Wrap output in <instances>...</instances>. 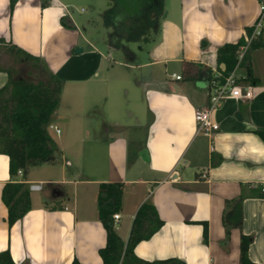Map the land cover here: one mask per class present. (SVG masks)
I'll return each mask as SVG.
<instances>
[{"label": "crops", "instance_id": "1", "mask_svg": "<svg viewBox=\"0 0 264 264\" xmlns=\"http://www.w3.org/2000/svg\"><path fill=\"white\" fill-rule=\"evenodd\" d=\"M48 1L43 9L41 0H19L11 13L10 0H0V41L40 58L63 81L59 108L69 85L83 87L75 115L68 118L83 119L88 110L81 103L90 96L96 121L91 127L74 123L70 130L64 122V130L56 111L49 132L61 152L62 174L42 179L30 177L28 171L18 174L28 189L30 183L45 185L41 191L29 190L31 211L11 228L2 201L10 162L0 154V252L9 249L17 264H71L75 259L80 264H103L99 251L106 246L107 232L99 219L98 195L101 184L121 183L123 207L115 231L124 243L145 202L154 204L164 222L155 235L137 245L138 257L239 264L241 236L246 235L252 238L250 259L264 264V141L257 133L264 130V32L255 39L258 47L249 48L236 69L241 85L252 87L253 99L223 101L212 113L219 130L210 135L199 132L195 119L196 111L210 105V73L226 70L217 62L218 49L246 41L247 29L259 18L260 0H178L172 18L166 12L161 21L157 38L161 44L151 52L154 58L140 62L128 48L123 51L130 58L111 68L81 33L68 5ZM185 62L211 72L188 79ZM170 63L179 64L171 74ZM158 65L166 66L163 76L148 72ZM0 66L6 68L2 58ZM248 69L257 81L246 80ZM7 81L8 75L0 72V89ZM57 140H98L104 164L93 165V175L81 177L74 161L78 158L66 157V147ZM92 151L94 157L98 150ZM66 168L78 172L69 177ZM35 193L40 194L37 199ZM238 199L241 228L233 226V206L226 204ZM225 215L231 225L229 239Z\"/></svg>", "mask_w": 264, "mask_h": 264}, {"label": "trees", "instance_id": "2", "mask_svg": "<svg viewBox=\"0 0 264 264\" xmlns=\"http://www.w3.org/2000/svg\"><path fill=\"white\" fill-rule=\"evenodd\" d=\"M42 8L49 6L48 0H41ZM109 7L104 14L106 27L112 30L110 46L114 49L128 51V44L155 42L161 34V21L165 16L164 0H107ZM264 0H260L263 2ZM19 0H10V11L13 13ZM63 26H67L63 22ZM253 28L247 29V35L252 34ZM246 44L241 39L236 44H226L218 49L217 62L225 64L223 76L229 75L238 64L239 51ZM258 47L254 40L252 49ZM13 59L16 66L3 68L0 72L8 75L7 83L0 89V154L9 158L10 181L2 190V201L8 208V225L11 228L31 211V194L28 186L18 180L20 171L27 172L31 167L46 163H55V154L60 155L56 141L52 138L49 127L59 108L63 81L53 74L43 64L40 58L33 56L15 45H5L0 41L1 51ZM245 58V57H244ZM246 59V58H245ZM244 60V59H243ZM242 61L240 64H242ZM31 67L29 77L22 75L20 67ZM186 78L194 79L204 71L205 67L183 63ZM195 69L196 73H192ZM205 69V70H204ZM246 80H256L251 69H248ZM211 86L217 80L209 76ZM257 81V80H256ZM264 141V130L257 132ZM125 185L121 183L101 184L98 195V214L107 232L106 246L99 253L103 264H185L171 258L166 260L148 261L138 257L135 249L139 243L149 240L164 225L154 204L145 202L138 210L133 221L130 236L124 243L115 231L113 216L123 207ZM227 207L232 204L233 226L242 225V199L227 201ZM227 239L230 237L231 225L226 222ZM204 237L208 238V226L204 225ZM252 243L250 236L242 235L240 242V263L256 264L249 257ZM0 264H17L10 250L0 252ZM71 264H80L75 259Z\"/></svg>", "mask_w": 264, "mask_h": 264}, {"label": "rangeland", "instance_id": "3", "mask_svg": "<svg viewBox=\"0 0 264 264\" xmlns=\"http://www.w3.org/2000/svg\"><path fill=\"white\" fill-rule=\"evenodd\" d=\"M66 5H68L70 13L77 23L79 30L84 35V37L94 45L97 51H99L105 58H107L105 64L109 68H111L115 63L127 61L130 57L127 56L123 50L121 49H114L110 46L111 40V33L112 30L106 27L104 23V14L109 7V2L107 0H62ZM164 8L165 14L166 12H170L171 15L169 19L172 18V11L179 9V1L178 0H164ZM84 44V43H83ZM161 44V39H157L155 42H143V43H130L128 44V48L138 57V61L144 62L149 61L152 57L154 58L155 54H152L155 51V47ZM152 52V53H151ZM2 58V66L8 68L12 66H16L13 62V59L10 57L9 54L3 52L1 54ZM177 63H170L167 65L168 73L171 74L173 71H176L179 66ZM117 67V66H116ZM166 66L158 65L157 67L150 68L154 74L158 76H163L162 71ZM22 70V75L24 77H29L32 72L31 67L29 65L20 67ZM106 72V71H105ZM35 77L34 74L31 75ZM92 85H89V87ZM111 85H109L110 88ZM83 87L71 84L66 88L65 96L63 98V103L60 106L58 111L59 119L56 121L60 122L61 129L64 128V122L69 123L67 128L70 130L71 127H76V124H81L82 122H87L88 126L91 127L93 121H96L93 117V110L90 105L91 97H86L85 102L81 103L85 104V115L83 119H74L71 121L69 116L75 115V106L76 103H80V100L77 98L78 90L82 89ZM108 88V87H107ZM72 106V108H70ZM57 113V112H56ZM55 113V115H56ZM83 114V113H82ZM64 118V119H62ZM55 119L56 116H55ZM71 121V122H70ZM63 122V123H62ZM95 123V122H94ZM74 124V125H72ZM84 125V124H83ZM56 136V135H55ZM66 147V157L74 160L82 170L81 177H87L93 175V165L99 164V166L104 164V150L103 147L97 144L98 140H57ZM96 148L98 150L94 157H92L91 153L92 150ZM54 158L56 159L55 163H46L39 166L31 167L28 170V174L30 177L35 179L39 178H58L62 174V166L63 163L61 161V156L55 154ZM93 159H95L93 161ZM67 176L75 175L76 169L66 168ZM78 172V171H77ZM75 173V174H74ZM48 185L45 186V190H47ZM40 194L35 193L34 196L37 199ZM45 201V200H40ZM47 201V199H46ZM68 203V202H67Z\"/></svg>", "mask_w": 264, "mask_h": 264}, {"label": "built area", "instance_id": "4", "mask_svg": "<svg viewBox=\"0 0 264 264\" xmlns=\"http://www.w3.org/2000/svg\"><path fill=\"white\" fill-rule=\"evenodd\" d=\"M264 32V1L260 2V14L257 22L253 26V31L250 36L246 37V44L241 47L239 51L238 64L236 68L227 76H223L222 74H217L214 76L215 79L220 80L223 79L222 82L215 81L211 86V92L209 93L210 105L202 110H198L195 113V119L198 125L199 132H202L206 135L212 134L214 131L219 130V125L213 121L212 113L215 109H217L223 101L229 99H245L251 100L253 99V89L250 86L241 85V81L236 74V69L243 61L246 56L252 42L260 37ZM174 77L177 80L181 79V76ZM53 128V127H51ZM55 130L59 133V129L54 127ZM19 175H22V171L19 172ZM206 177V175H204ZM43 183H30L29 190L30 191H41L44 188ZM264 191V188H263ZM121 219V215L119 213L113 216L114 224L117 225L119 220ZM116 230V229H115Z\"/></svg>", "mask_w": 264, "mask_h": 264}, {"label": "water", "instance_id": "5", "mask_svg": "<svg viewBox=\"0 0 264 264\" xmlns=\"http://www.w3.org/2000/svg\"><path fill=\"white\" fill-rule=\"evenodd\" d=\"M81 51H82L81 49H77V50H76V52H78V53L81 52Z\"/></svg>", "mask_w": 264, "mask_h": 264}]
</instances>
